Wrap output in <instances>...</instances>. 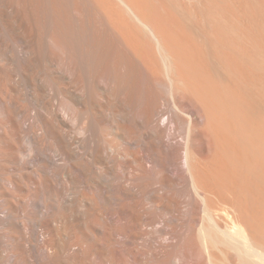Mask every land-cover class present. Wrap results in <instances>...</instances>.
<instances>
[{"label":"bare ground","instance_id":"1","mask_svg":"<svg viewBox=\"0 0 264 264\" xmlns=\"http://www.w3.org/2000/svg\"><path fill=\"white\" fill-rule=\"evenodd\" d=\"M0 264H264V0H0Z\"/></svg>","mask_w":264,"mask_h":264}]
</instances>
